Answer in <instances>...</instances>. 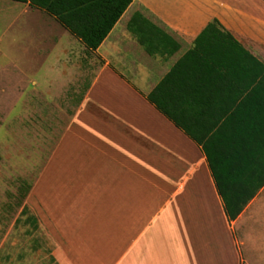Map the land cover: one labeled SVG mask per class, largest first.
Listing matches in <instances>:
<instances>
[{
    "label": "crops",
    "instance_id": "crops-1",
    "mask_svg": "<svg viewBox=\"0 0 264 264\" xmlns=\"http://www.w3.org/2000/svg\"><path fill=\"white\" fill-rule=\"evenodd\" d=\"M23 4L39 20L25 49L41 70L29 79L14 59L24 103L70 112L5 233L0 211V264H264V70L237 48H201L223 60L214 68L185 60L217 19L264 64V0H134L92 51ZM137 14L174 40L145 24L142 43ZM188 130L213 142L225 187L259 188L235 220Z\"/></svg>",
    "mask_w": 264,
    "mask_h": 264
},
{
    "label": "rangeland",
    "instance_id": "rangeland-1",
    "mask_svg": "<svg viewBox=\"0 0 264 264\" xmlns=\"http://www.w3.org/2000/svg\"><path fill=\"white\" fill-rule=\"evenodd\" d=\"M16 5L18 9L13 10ZM38 21L35 14L27 12L23 3L0 0V211L7 215V219L1 221L2 233L6 232L13 214L25 207L31 183L39 177L47 160L43 156V146L50 145V137L58 133L70 112L42 103L29 108L24 103L22 91L25 86L20 82L26 78L12 74L16 59L21 70L31 77L29 79L40 77L41 70L30 63L25 49L32 43L33 26ZM37 72L39 76L35 74ZM17 98L18 105L13 107ZM29 127L38 129L35 134L38 140L31 141L30 136L27 137ZM42 129H46L47 135ZM34 212L31 207L27 210V213Z\"/></svg>",
    "mask_w": 264,
    "mask_h": 264
},
{
    "label": "trees",
    "instance_id": "trees-1",
    "mask_svg": "<svg viewBox=\"0 0 264 264\" xmlns=\"http://www.w3.org/2000/svg\"><path fill=\"white\" fill-rule=\"evenodd\" d=\"M22 3H29L33 7L45 10L48 14L65 27L72 35L80 39L89 50H96L103 41L107 38L116 23L122 17L129 5L134 0H12ZM145 24L151 26L157 34L168 40H174L172 36L165 33L158 26L141 14H137L131 21V26H135V31L138 33L140 41L146 43L147 36L145 34ZM218 20L215 19L203 30L199 35L195 50L191 51L185 60L190 57H195L194 60L203 64H210L212 68L222 63V59L208 58L202 56L201 48L212 47L216 51V46L223 50L237 48L244 55L257 65L261 70H264V64L247 52L229 33L220 29ZM148 42V41H147ZM210 42V43H209ZM216 44V45H215ZM150 48V45H149ZM161 88V87H160ZM150 102L155 104L161 111L174 118L177 125H183L160 103L157 90H154L149 96ZM184 127V126H183ZM189 131V130H188ZM195 141L202 146L206 152L210 166L217 180V187L220 195L225 202V208L230 220H235L245 209L248 203L255 197L259 188H235L225 187L219 174L216 163L214 162V151L212 141H205L192 132H188Z\"/></svg>",
    "mask_w": 264,
    "mask_h": 264
}]
</instances>
